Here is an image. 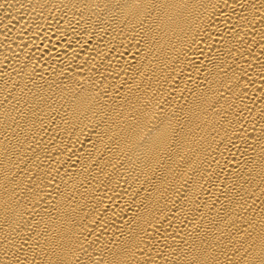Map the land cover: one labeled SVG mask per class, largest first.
<instances>
[{
	"label": "bare ground",
	"instance_id": "bare-ground-1",
	"mask_svg": "<svg viewBox=\"0 0 264 264\" xmlns=\"http://www.w3.org/2000/svg\"><path fill=\"white\" fill-rule=\"evenodd\" d=\"M0 264H264V0H0Z\"/></svg>",
	"mask_w": 264,
	"mask_h": 264
}]
</instances>
